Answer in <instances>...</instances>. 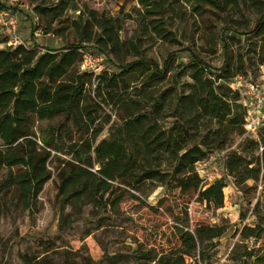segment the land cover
Instances as JSON below:
<instances>
[{
  "label": "trees",
  "instance_id": "16d2710c",
  "mask_svg": "<svg viewBox=\"0 0 264 264\" xmlns=\"http://www.w3.org/2000/svg\"><path fill=\"white\" fill-rule=\"evenodd\" d=\"M19 3L32 7L37 32L64 44L55 49L24 43L0 47V217L11 210L36 213L37 196L53 172L63 207L91 205L105 211L132 200L158 213L167 207V198L155 205L143 198L160 186L180 200L179 213L172 214L175 242L159 256L149 251L137 256L143 264H211L215 240L228 227L191 229L186 208L192 199L208 209L223 206L226 184L215 180L205 185L195 167L233 134L245 132L246 106L229 84L236 76L254 82L249 71L264 65V0H136V28L127 39L121 37L128 17L122 10L112 15L77 0ZM0 9L7 10L1 1ZM209 10L235 15L209 33V51L216 50L218 40L223 56L213 73L194 51L188 63L174 52L161 65L146 57L144 39L179 45L175 22L196 20ZM88 46L90 54L103 56L97 73L80 69ZM111 59L117 71L106 68ZM175 60L176 71L166 84ZM185 71L190 82L179 81ZM105 110L117 122L108 137L99 139L109 118ZM61 115V124L38 135L37 122ZM74 129L79 133L75 138ZM255 137L248 139L252 149L258 147ZM261 164L264 145L254 160L231 153L225 168L243 190L247 179H259ZM239 235L242 240L263 238L264 215L258 214L257 223L243 226ZM233 259L235 264H264V250L244 245Z\"/></svg>",
  "mask_w": 264,
  "mask_h": 264
},
{
  "label": "rangeland",
  "instance_id": "374dc122",
  "mask_svg": "<svg viewBox=\"0 0 264 264\" xmlns=\"http://www.w3.org/2000/svg\"><path fill=\"white\" fill-rule=\"evenodd\" d=\"M0 1L3 7L17 15V27L13 36H16L18 43L27 46L37 45L39 49H55L64 44L61 38L44 35L34 29L37 22L28 3L20 4V0ZM77 1L79 4L112 15L118 14L120 10L127 14L121 31L123 39L129 38L136 28L134 21L136 16L132 11V8L137 6L136 0ZM230 16L235 18L232 12L219 15L218 12L209 10L196 20L187 18L185 21H177L175 28L180 44L171 45L160 40L144 39L145 55L161 65L166 54L174 52L180 61L188 63L189 54L194 51L209 64L213 73L214 68H219L222 64L223 56L218 40L216 50L213 53L209 51L211 50L209 33L215 28H220L221 21ZM255 18H251L252 25ZM10 37L1 34L0 47L8 44ZM5 39L6 41H3ZM186 47L190 50H184ZM91 49L88 46L84 56L89 55ZM129 60L132 58L128 57L127 61ZM104 64L109 71L118 70L117 63L112 59L109 64L107 61ZM176 64L175 60L167 72L164 81L166 84L171 83ZM187 74L188 71H185L179 81L190 82ZM248 77L259 86L263 84L264 65L258 69H251ZM104 114H109V118L103 115L108 121L103 124L99 139L108 137L109 128L117 122L108 110H105ZM63 117L61 115L49 121L37 122L38 135L48 134L51 127L63 122ZM261 124H264V118ZM78 134L75 129L72 130L74 138ZM249 137L246 132L241 135L233 134L222 149L208 152L204 159L205 165L197 166L196 171L205 185L215 180H223L226 184L223 188L222 207L208 209L204 204L192 199L186 208L191 229L200 224L225 223L228 227L226 232L215 240L216 245L210 251L211 264H235L233 258L243 251L244 245L254 251L264 250V237L257 241L242 240L239 235L243 226H254L258 214L264 215V164H261L259 179L257 181L247 179L243 184V190L235 185L233 175L225 168L226 159L231 153L241 154L248 160H254L259 156L260 148L264 145V125L255 137L258 140L257 148L252 149L248 142ZM57 186L58 179L53 172L51 179L37 196L36 213L11 210L0 217V264H143L144 259H140L137 252L149 251L153 256H159L175 242L172 233L174 224L172 214L179 213L180 200L160 186L152 189L146 199L142 197L151 205L166 197L167 207L160 208L158 213L143 203L132 200L122 203L114 210L105 211H98L91 205L63 207ZM146 264H155V261H147Z\"/></svg>",
  "mask_w": 264,
  "mask_h": 264
},
{
  "label": "built area",
  "instance_id": "2783aa9c",
  "mask_svg": "<svg viewBox=\"0 0 264 264\" xmlns=\"http://www.w3.org/2000/svg\"><path fill=\"white\" fill-rule=\"evenodd\" d=\"M17 27V15L12 11L0 9V35L5 34L10 37L9 43L15 45L19 41L13 36ZM102 55H85L80 65L81 70L97 73L102 68ZM230 87L238 90L243 104L246 106L243 128L249 135L256 136L258 128L264 118V83L259 86L256 82L245 80L242 76H236L231 82ZM262 150V147L260 148ZM201 160L196 163V170L201 165H205ZM198 166V167H197Z\"/></svg>",
  "mask_w": 264,
  "mask_h": 264
}]
</instances>
